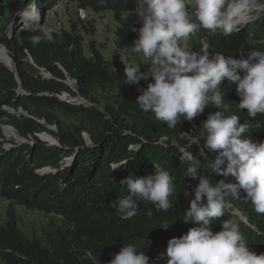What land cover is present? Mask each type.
I'll list each match as a JSON object with an SVG mask.
<instances>
[{
	"label": "trees",
	"instance_id": "obj_1",
	"mask_svg": "<svg viewBox=\"0 0 264 264\" xmlns=\"http://www.w3.org/2000/svg\"><path fill=\"white\" fill-rule=\"evenodd\" d=\"M57 0H35L39 12ZM82 11L111 13L117 28L116 46L119 53L106 61L91 43L90 54L83 51L84 38L76 25L49 33L52 41L42 40L35 47L28 39L36 34L20 23L17 12L30 6L32 0H0V47H4L14 64V72L0 63V198L6 203L0 222V261L3 264H91L82 259L86 251L98 256L99 264L109 261L123 247L135 244L145 251L150 264L157 261L167 247V241L178 238L195 225L183 222L184 212L192 199V189L199 181L185 177L187 164L182 150L188 149L201 160V174L216 183L221 176L212 173L207 165L214 154L199 157L200 145H192L181 133L198 135L208 107L192 121L181 120L176 129H169L149 114L136 108L138 88H146L151 79L139 85L124 84V68L120 56H127L137 38L133 28L141 24L133 15L136 0H77ZM40 32H45L38 28ZM249 42H252L251 44ZM208 44L212 54L239 56L250 47L264 50V15L240 26L230 35L210 33L201 29L190 36L191 51H200ZM137 62V61H136ZM139 63V62H138ZM141 71L146 70L141 64ZM76 83L73 90L68 82ZM225 115H238L240 122H251L247 138L264 142V114L252 119L246 110L239 109L240 98L236 85L222 82ZM66 95L81 97L85 104L60 100ZM7 109L14 111L9 113ZM22 110V113H18ZM63 119H71L70 124ZM11 126L22 139L32 138V144H16L4 149L2 126ZM49 127H55L52 131ZM47 133L56 138L58 146H50L35 135ZM90 139L87 145L83 139ZM47 135L42 136L46 140ZM179 144L177 147L173 143ZM65 160L67 162H65ZM159 163L174 178L172 204L167 211H157L144 200L138 201V215L121 220L116 209L109 207L126 194L120 181L130 174L144 177L153 173ZM44 170H48L44 172ZM228 177L226 182L232 181ZM184 192H188L186 197ZM17 206L41 212L58 219L60 225L51 227L44 235H26L20 224ZM152 210L151 217L146 215ZM246 220V222L243 221ZM222 220H235L245 235L249 250L264 253V214L254 210L245 197L231 200L225 215L211 225L213 233L221 230ZM145 239L146 247L143 246Z\"/></svg>",
	"mask_w": 264,
	"mask_h": 264
},
{
	"label": "clouds",
	"instance_id": "obj_2",
	"mask_svg": "<svg viewBox=\"0 0 264 264\" xmlns=\"http://www.w3.org/2000/svg\"><path fill=\"white\" fill-rule=\"evenodd\" d=\"M133 15L141 26L133 28L137 38L131 49L146 61L140 63L120 56L124 68V84L139 85L151 79L146 88H138L136 108L162 122L169 129H176L181 120L192 121L208 107L217 111L209 113L199 128L198 135L183 132L189 148L200 145V158L214 154L207 165L224 179L212 183L200 173L203 166L198 157L188 149L182 150V161L188 166L185 177L198 179L192 189V199L184 212L183 222H191L186 234L167 241V247L157 261L165 264H264V253L257 255L249 250L245 235L235 220H222L221 230L213 233L210 225L225 215L231 200L245 197L259 214H264V142L255 143L247 138L251 122H240L238 115H225L227 110L222 82L235 84L240 98L237 105L254 119L264 114V50L250 47L239 56L212 54L209 45L200 51L182 46V41L201 29L210 33L230 35L240 31V23L259 19L264 15V0H136ZM20 23L36 34L28 39L35 47L42 40L52 41L49 33L36 27L41 20L39 10L32 0L17 12ZM243 18V21H242ZM250 44L252 42H249ZM176 144V141H173ZM180 147L179 144H176ZM228 177L232 181L226 182ZM174 178L159 163L153 164V173L144 177H128L120 181L126 194L109 204L121 220H129L139 211L138 201L152 203L157 211H167L172 204ZM187 197L188 192H184ZM152 210L146 215L151 217ZM143 246L146 247L145 239ZM82 259L99 264L98 256L86 251ZM109 264H150L145 251L135 244H123Z\"/></svg>",
	"mask_w": 264,
	"mask_h": 264
},
{
	"label": "rangeland",
	"instance_id": "obj_3",
	"mask_svg": "<svg viewBox=\"0 0 264 264\" xmlns=\"http://www.w3.org/2000/svg\"><path fill=\"white\" fill-rule=\"evenodd\" d=\"M40 15L41 20L36 27L42 28L47 33L57 32L62 28L68 30L72 25H76L77 31L81 33L84 38L83 51L87 57L90 54L91 43L97 48V50H99L106 61H110L119 53L115 39L117 24L111 13L106 12L95 14L91 11H82L78 8L77 0H57L51 7L46 8L42 12L40 11ZM247 23L241 22L240 26ZM21 25L22 24L19 23L17 26L21 27ZM181 43L182 46H186L191 50L190 37ZM129 54L137 62L143 65L146 64L144 58L138 57L133 51H130ZM75 84L76 83L72 81L68 82V85L74 90L76 89ZM64 98L66 100L71 99L69 96H64ZM82 103L85 104L86 102L83 100ZM7 111L13 114L12 110L7 109ZM63 122L70 124L73 121L71 119H63ZM49 129L54 132L56 131L55 127H49ZM14 135L15 136L5 133L6 143L13 142L19 144L18 141L20 137L15 131ZM51 137H46L47 139H51L50 141L48 140V142L44 140L41 141L47 144L54 143V139L56 138L53 137V139ZM83 139L87 145H90V139L86 133H83ZM27 141L32 144L30 139ZM65 162L67 161L65 160ZM5 207V201L0 198V222L4 218ZM17 213L20 218L21 229L26 235H31L33 233L44 235V233L48 232L51 227L60 225L59 220L52 216H46L41 212L30 211L20 206H17ZM0 264L3 263L0 261Z\"/></svg>",
	"mask_w": 264,
	"mask_h": 264
},
{
	"label": "water",
	"instance_id": "obj_4",
	"mask_svg": "<svg viewBox=\"0 0 264 264\" xmlns=\"http://www.w3.org/2000/svg\"><path fill=\"white\" fill-rule=\"evenodd\" d=\"M3 49H5L4 47H2ZM11 60V59H10ZM11 63H12V61H11ZM1 64H3V63H1ZM4 65V64H3ZM6 68H8L10 71H12V72H14V64L12 63V68L11 67H8V66H6V65H4ZM76 85V84H75ZM74 90V89H73ZM64 96H66V95H63V96H61V97H59L60 98V100H62V101H66V102H70V103H74V104H80V105H82L83 103H82V101H83V99L81 98V97H78V98H76V99H73V98H71V99H69V100H66L65 98H64ZM48 135L47 133H42V134H38L37 135V138H39L40 140H42L41 139V135ZM48 136H50V135H48ZM51 137V136H50ZM23 143H25V142H20V144H23ZM48 145H50V146H58L59 147V142H58V140L57 139H55V143L54 144H48ZM44 172H47L46 170H44ZM243 221L244 222H246V220L245 219H243Z\"/></svg>",
	"mask_w": 264,
	"mask_h": 264
},
{
	"label": "built area",
	"instance_id": "obj_5",
	"mask_svg": "<svg viewBox=\"0 0 264 264\" xmlns=\"http://www.w3.org/2000/svg\"><path fill=\"white\" fill-rule=\"evenodd\" d=\"M9 110V109H8ZM12 113H14V111H12ZM18 113H22V110H18ZM2 131H3V134H4V137H5V133H7V134H10V135H12V136H15L14 135V129L11 127V126H8V125H3L2 126ZM37 135L38 134H36L35 136L37 137ZM29 139L31 140V143H32V138L31 137H29ZM28 139H22V138H20L19 139V144H20V142H25L26 144H30L28 141H27ZM12 147V143H6V139H5V143L3 144V148L4 149H9V148H11Z\"/></svg>",
	"mask_w": 264,
	"mask_h": 264
},
{
	"label": "bare ground",
	"instance_id": "obj_6",
	"mask_svg": "<svg viewBox=\"0 0 264 264\" xmlns=\"http://www.w3.org/2000/svg\"><path fill=\"white\" fill-rule=\"evenodd\" d=\"M243 20V18H242ZM0 63H3L4 65L8 66V67H11L12 68V63H11V60L9 58V56L7 55L5 49H3L2 47H0ZM46 135V134H45ZM42 136L41 135V139H42ZM48 136V135H47ZM50 137V136H49ZM53 138V137H51ZM54 139V138H53ZM48 140L50 141L51 139H46L44 141L48 142ZM55 140V139H54ZM55 143V142H54ZM54 143H49V144H54Z\"/></svg>",
	"mask_w": 264,
	"mask_h": 264
}]
</instances>
